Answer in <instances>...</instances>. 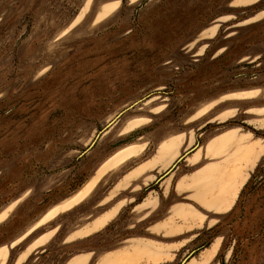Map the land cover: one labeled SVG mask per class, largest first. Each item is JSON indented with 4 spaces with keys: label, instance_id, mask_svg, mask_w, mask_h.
I'll list each match as a JSON object with an SVG mask.
<instances>
[{
    "label": "rangeland",
    "instance_id": "1",
    "mask_svg": "<svg viewBox=\"0 0 264 264\" xmlns=\"http://www.w3.org/2000/svg\"><path fill=\"white\" fill-rule=\"evenodd\" d=\"M259 75L264 0H0V264H264Z\"/></svg>",
    "mask_w": 264,
    "mask_h": 264
},
{
    "label": "crops",
    "instance_id": "2",
    "mask_svg": "<svg viewBox=\"0 0 264 264\" xmlns=\"http://www.w3.org/2000/svg\"><path fill=\"white\" fill-rule=\"evenodd\" d=\"M251 68H253V66L251 67ZM240 91H245V92H251V93H253V95L251 96V97H249V98H246V99H231V98H229L228 99V97L227 96H229V94H231V93H234V92H240ZM224 97V99L223 100H232V101H240V100H248V101H251V110H260L261 111V113H264V76H260L259 75V77H252L251 78V81H249V82H247V85H246V87H244L243 89H240V90H235V91H230V93H228V94H226V95H224L223 96ZM225 97H227V98H225ZM219 102H221V101H219ZM253 106V107H252ZM202 109V108H201ZM230 111V110H229ZM234 117V113H227V110H225V111H222L220 114H218L215 118H217L216 120L218 121V123H225L227 120H229V119H231V118H233ZM219 119V120H218ZM209 122H211V121H209ZM235 135H238L236 132H235V130H229V131H226V132H223L222 134H220V135H218V136H216V137H214L213 139H211L208 143H210V142H212V141H216V140H218V139H220V138H222V137H227V136H230V137H232L233 136V139H234V136ZM244 136H246V135H244ZM254 142L255 141H253V142H251V143H248V144H254ZM259 143V142H258ZM247 144V145H248ZM262 145V144H261ZM264 145V144H263ZM248 176H249V173H248ZM248 176H247V178H248ZM247 178H246V180H247ZM246 180L244 181V182H242V183H240V184H238L237 186H236V192H235V194L233 195V196H231V197H229V199H230V202H231V206H232V204L234 203V201L236 200V197H237V194H238V191H239V189L245 184V182H246ZM236 196V197H235ZM142 204V203H141ZM138 206V205H137ZM230 206V207H231ZM230 209V208H229ZM228 210V209H227ZM227 210H224V211H227ZM97 220H99V219H97ZM97 220H95L93 223H92V225L97 221ZM107 224V223H106ZM105 224V225H106ZM92 225H90L89 227H87L85 230H79V231H77L76 233H74L72 236H69V237H67V239L68 240H72V239H76V238H81V237H84V236H87V235H89L90 233H92V232H95V231H98L99 229H101L102 227H104V226H102L101 228H99V229H97V230H93V231H91V232H89V233H85V234H82V235H78L77 236V234L78 233H83V232H85L87 229H90L91 228V226ZM44 235H47V234H44ZM44 235H42V236H40V237H43ZM74 235H76V236H74ZM39 237V238H40ZM17 241V240H16ZM16 241H15V243H16ZM47 241V240H46ZM14 243V242H13ZM12 243V244H13ZM10 245V246H13V245ZM258 244H259V241H257V246H258ZM43 245V244H42ZM42 245H40V246H42ZM37 247H39V246H37ZM37 247H33L31 250H33V249H35V248H37ZM4 249H6L7 250V248H3V249H1L0 251H2V250H4ZM30 250V251H31ZM208 249H206L203 253H205L206 251H207ZM29 251V252H30ZM202 253V254H203ZM29 254V253H28ZM27 254V255H28ZM201 254V255H202ZM6 258H7V253H6V256H5V261H6ZM20 258V257H19ZM18 258V259H19ZM5 261L3 262V263H1V264H4L5 263ZM85 261H86V259H80L79 257H75V258H73V259H71L70 261H68V263L67 264H75V263H79V264H85ZM21 262V261H20ZM20 262H18V261H16V263L15 264H20Z\"/></svg>",
    "mask_w": 264,
    "mask_h": 264
},
{
    "label": "bare ground",
    "instance_id": "3",
    "mask_svg": "<svg viewBox=\"0 0 264 264\" xmlns=\"http://www.w3.org/2000/svg\"><path fill=\"white\" fill-rule=\"evenodd\" d=\"M95 183H96V180L93 183L85 184L74 195H72L70 198H68L65 201H63L62 205H65V206L73 205L74 203H76L77 201H79L80 199H82L83 197L88 195V193L91 191V188L94 186ZM31 229H33V227Z\"/></svg>",
    "mask_w": 264,
    "mask_h": 264
},
{
    "label": "water",
    "instance_id": "4",
    "mask_svg": "<svg viewBox=\"0 0 264 264\" xmlns=\"http://www.w3.org/2000/svg\"><path fill=\"white\" fill-rule=\"evenodd\" d=\"M146 98H144V99H142V100H139V101H137V102H135L134 104H132V105H130L129 107H127V108H125L124 110H122V111H120L119 112V114L116 116V118H114L112 121H110L101 131H100V133H102V132H105V130H107V128H109L115 121H116V119L117 118H119L125 111H127V110H129V109H131V108H133L134 106H135V104H138V103H141L143 100H145ZM184 156V155H183ZM183 156H181L179 159H182L183 158ZM175 166V164H173V166L171 167V169L173 168ZM170 169V170H171ZM169 172V171H168ZM167 172V173H168ZM166 173V174H167ZM194 252H196V251H193L192 253H191V255L194 253ZM190 255V256H191ZM189 256V257H190ZM189 257H187V259L189 258ZM186 259V260H187Z\"/></svg>",
    "mask_w": 264,
    "mask_h": 264
}]
</instances>
